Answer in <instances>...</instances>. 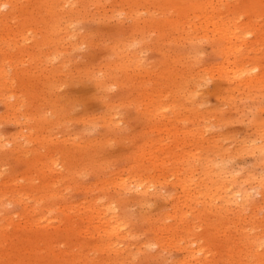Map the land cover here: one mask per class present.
I'll list each match as a JSON object with an SVG mask.
<instances>
[{"label": "rangeland", "instance_id": "rangeland-1", "mask_svg": "<svg viewBox=\"0 0 264 264\" xmlns=\"http://www.w3.org/2000/svg\"><path fill=\"white\" fill-rule=\"evenodd\" d=\"M191 1L195 5L199 0L96 1L101 3H95L94 0H0L2 14L12 10L8 14L10 19L6 21L7 25L4 24V27L0 24V52H7L15 58L14 65L13 62L9 64L6 61L5 64L10 67L7 64L4 67L11 78H15L11 80V85L0 88V135L4 141V145H0V192L4 191L6 185L9 186L6 190L10 191L2 199L4 203L0 204V225L7 226L3 238H0V264H10V261L13 264H33L32 261L37 264H64L61 250H67L73 245L77 250L83 245L85 249L80 251L83 250L84 253L79 252L78 256L91 258L89 261L87 258L86 264H100L106 258L107 261H115L114 253H99L101 239L99 241L97 234H92L93 237L90 233L85 235V231H81L84 225L79 219L92 215L89 209L96 203L95 200L105 203L118 196V191L111 185L115 180L118 181L120 177L127 178V175L129 177L137 166L143 170L142 174L147 173V168H152L149 146L153 143L152 140H156L154 144L159 147L155 152L159 149L162 153H172L174 150L177 157L169 154L167 157L170 158L165 159L164 165H160L163 164L162 160L159 161L157 173L153 175L159 192L151 198L150 204H133L129 200L127 211L129 210L130 215L127 217L131 216L128 220L134 224H130L133 226L131 229L134 242L131 241L132 238L124 242L127 243L126 246L124 244L128 249L126 254L131 253L128 257L126 255L128 260L126 259L125 264H178L187 257V252L179 246V240H171L170 243L172 237L170 232L167 234L168 225L181 228L178 229L177 239L182 236V229L190 228L192 234L188 237L194 239L201 237L200 230H208V233L203 231L205 234L202 235L206 240L203 242H206L208 254H196L197 259L190 264L199 262V259L200 263L206 261V264H225L222 262L230 260H234L235 264H245L250 260L246 254V233H256L259 245L264 248V198L260 194L262 189L257 180L264 175V162L253 151V147L263 143L264 82L250 88L239 86L236 91V85L218 74L216 68L222 65L223 58L211 46V38H201L211 32L212 27L205 33L199 30L201 35L198 37L201 39H188L197 34L187 18V15L196 13V6H192ZM234 1L228 0L229 5H225L226 1L223 2L220 13L226 19L238 17L239 22L237 20L236 23L239 27L243 26V32L246 30L247 39L250 40L248 44L252 46L247 45L244 48L245 54H251L247 69H252L260 60L259 63L264 66V45H260L264 44V0H236V6L231 5ZM4 3L8 5L4 7ZM65 7L67 13L71 11V15L66 13ZM72 10H75L74 15ZM2 14L0 19L4 16ZM174 17L175 20L179 17L177 20L180 22L175 23ZM69 24H72L71 28ZM211 34L212 32L208 37ZM196 51H199V55L195 58L193 55ZM136 62L141 64V69L137 68ZM131 64L136 69H132ZM166 69L167 75L161 73ZM187 88L198 92L199 103L196 109L183 106L182 95L187 94ZM174 97L180 102L183 101L177 116L170 109ZM155 98L158 101L153 100ZM157 102L158 105H163L161 110L160 107L158 109ZM159 114L167 117L160 118ZM199 114L205 117L206 131L202 129L204 122L200 120ZM156 118H159L158 122L155 121ZM146 132L149 135H145ZM190 133L194 135L191 137ZM8 141L12 144H8ZM18 145L20 149L16 147ZM24 147L28 154L23 151ZM142 147L146 148L143 150ZM142 150L145 157L139 158ZM160 154V159L166 157ZM194 154L201 160L223 162L234 173V178L240 183L239 185L237 182V185L252 195L251 204H248L250 206L240 211L234 205L229 206L232 211L227 207L224 214L214 211V206H209L208 201L200 194H196V197L199 195L196 198L192 197L187 188L182 190L178 186L177 178L188 183L192 177L202 186L206 179L199 170L191 174L189 165H184L186 157ZM175 158L183 159L182 162L180 160L182 165L178 169L183 166L186 171L182 168L178 171L177 166L174 167ZM190 159L188 160L191 162ZM168 163L175 169L171 170ZM159 165L169 168L161 169ZM194 175L197 179H194ZM104 180L107 184L103 183ZM99 188H106L108 191L103 189L107 192H102ZM15 192L21 193V200L25 201L14 202ZM110 195L115 197L109 198ZM41 197L39 205L36 199ZM190 198L194 200L191 199L192 202L189 203ZM183 202L186 204L178 213L182 219L176 218L173 221V210L179 209V204ZM72 205L76 206L75 209ZM64 206L72 207L70 211H66L67 216H75L74 213L81 216L76 218L78 227L77 230L74 229L76 236L70 245L64 244L62 240L60 242L64 243H60V239L57 242L52 239L53 234H57L61 227L56 221L64 217L61 214ZM200 206L208 208L202 211ZM78 209L82 211L78 212ZM184 216H188V219ZM3 217L10 220L5 222ZM43 217L54 223H41ZM70 219L73 218L64 220L67 223ZM159 225L161 231L156 229ZM205 225L208 229H205ZM194 234L196 236H191ZM217 234L221 235L217 237ZM87 236H91V242L87 240ZM228 237L231 238L230 241ZM158 238L162 246H158V241H155ZM49 245L54 249L51 247L50 250ZM165 245L171 247L167 249ZM194 248L198 250L196 245ZM231 248L235 249L233 256L228 253ZM93 249L97 252L93 253ZM97 254L99 257L96 258ZM89 255L94 256L93 260ZM203 256L204 260L201 259ZM83 257L79 261L81 264L84 262ZM72 263L77 264L76 259Z\"/></svg>", "mask_w": 264, "mask_h": 264}, {"label": "bare ground", "instance_id": "bare-ground-1", "mask_svg": "<svg viewBox=\"0 0 264 264\" xmlns=\"http://www.w3.org/2000/svg\"><path fill=\"white\" fill-rule=\"evenodd\" d=\"M63 1V0H62ZM93 1V0H92ZM95 1V3H101V2H96L97 0H94ZM169 1V0H168ZM226 1V2H225ZM228 0H199L198 2H197V4H192V1H191V5L193 6H196V13H194L193 15L191 14V15H187V18H188V23L192 26V28L193 29H195V31L197 32V34L194 36V37H191V38H188V39H190V40H199V39H201V38H205V37H207V39L206 40H208V38H211V46L213 47V49L215 50V52H217L218 54L217 55H219V56H221L222 58H223V62H222V65L220 66V67H218V68H216L217 70L216 71H218L219 73L218 74H220L222 77H224V78H226V80L229 82V83H231V84H233V85H236L235 86V89H236V91L238 90V88H239V86H241L242 88H250V87H254L255 85H260V84H262L263 82H264V66H261V64L259 63V62H261V60L260 61H256V58H255V61L257 62V65L255 66L254 65V67L252 68V66H250L252 69H247V64L249 63V60H250V57H251V54L248 56V54H245V51H244V48H246L247 47V45L248 46H250V44H248L249 43V41L250 40H248L247 39V33H246V30L243 32L242 30H244V29H241V27L243 28V26H241L240 25V27L238 26V24L236 23V21L239 19L238 17H232L231 19H226L225 17H222V14L220 13V12H222V9H221V7L224 5V3L223 2H225V5H229V2H227ZM257 1V0H256ZM259 2V1H258ZM257 2V3H258ZM60 3V2H59ZM68 3V2H67ZM72 3V2H71ZM167 3V2H166ZM165 3V4H166ZM231 3V2H230ZM69 4H70V2H69ZM94 4V3H93ZM258 4H260V3H258ZM8 5V3H4L3 4V6L4 7H6ZM12 5V4H11ZM58 5V4H57ZM72 5H74V3H72ZM231 5H237V1L235 0L234 2H232V4ZM230 5V6H231ZM1 6V5H0ZM70 6H71V4H70ZM69 6V7H70ZM12 7V6H11ZM123 7V6H122ZM192 8H194V7H192ZM260 8V10H262V7H259ZM0 9H2V8H0ZM71 9V8H70ZM70 9H69V11H70ZM73 9V8H72ZM184 9V8H183ZM123 10V9H122ZM122 10H121V12H122ZM181 10H182V8H181ZM187 10V9H186ZM189 10H191L192 11V9H189ZM188 10V11H189ZM65 11H66V7H65ZM75 12V10H72V14ZM10 12H12V10H8L7 11V14L5 13V15L4 14H2L1 13V11H0V15L2 14V15H4L3 16V18L2 19H0V24L2 23V25L4 26V24H6L7 25V22L6 21H9L8 19H10L9 17H8V14L10 13ZM68 11H66V13H67ZM124 12V11H123ZM167 12V11H166ZM169 12V11H168ZM137 13V12H136ZM189 13H190V11H189ZM67 14H70L71 15V11H70V13H67ZM75 14V13H74ZM73 14V15H74ZM168 13H166V15H167ZM137 15V14H136ZM69 16V15H68ZM165 16V15H164ZM170 16V15H169ZM1 17V16H0ZM166 17V16H165ZM171 17V16H170ZM181 17H183V16H181ZM66 18H67V16H66ZM69 18H70V16H69ZM172 18V17H171ZM170 18V19H171ZM177 18H179V17H177ZM177 18H176V20H175V17H174V20L176 21H174L175 23H179L180 21H178L177 20ZM73 19V18H72ZM166 19H167V17H166ZM169 19V18H168ZM252 19V18H251ZM72 22V21H71ZM159 22V21H158ZM161 22H162V20H161ZM165 22V21H164ZM197 22H199V23H197ZM237 22H239V20L237 21ZM253 22V21H252ZM75 23V22H74ZM255 23V22H254ZM253 23V24H254ZM240 24V23H239ZM68 25V24H67ZM70 25V24H69ZM250 25V24H249ZM256 25V24H255ZM71 26H72V24L70 25V28H71ZM162 26V25H161ZM5 27V26H4ZM210 27H212V29H210ZM249 27H251V26H249ZM259 27H261V26H259ZM2 28V27H1ZM69 27H68V29H70ZM257 28V27H256ZM264 28V27H263ZM262 28V29H263ZM201 29V30H200ZM210 29V31L212 32V34H211V37H208V34L209 33H211V32H208L206 35H202L201 36V38H199L200 37V35H201V33H198V32H207L208 30ZM65 30V29H64ZM63 30V31H64ZM71 30V29H70ZM161 30V29H160ZM200 30V31H199ZM61 31V30H60ZM162 31H164V30H162ZM253 31V30H252ZM262 31V30H261ZM62 32V31H61ZM69 32V31H68ZM249 32H250V30H249ZM248 32V33H249ZM245 33V34H244ZM70 34V33H69ZM250 34V33H249ZM253 34V33H252ZM198 35H199V37H198ZM1 36V35H0ZM77 36V35H76ZM249 36V35H248ZM250 37V36H249ZM1 38H2V36H1ZM27 39V38H26ZM202 40H204V39H202ZM201 40V41H202ZM258 40V39H257ZM175 41V40H174ZM258 42H259V40H258ZM0 43H1V46H2V42H1V40H0ZM256 43H257V41H256ZM260 43H262V42H260ZM258 44V43H257ZM4 45V44H3ZM260 45H264V44H260ZM259 45V46H260ZM255 46V45H254ZM258 46V45H257ZM256 46V47H257ZM250 47H252V46H250ZM5 48V47H4ZM254 49H255V47H253ZM257 48H259V47H257ZM262 47L260 46V49H261ZM247 49H249V48H247ZM246 49V50H247ZM1 50V49H0ZM249 50H251V49H249ZM253 51V50H252ZM255 52H256V50H254ZM253 51V52H254ZM257 51H258V49H257ZM260 51V50H259ZM248 52V51H247ZM246 52V53H247ZM1 54L0 55H2V57L0 58V62L2 63L1 65H0V76L2 77V81H0V83L2 84H0V88L3 86V85H8V84H10L11 85V80L13 81L14 80V78L15 77H12L11 78V76L8 74V71L7 70H5V66H7L6 64H5V62L7 61L9 64L10 63H12L13 65H14V62H15V58H14V55H12V54H8L7 52H4V51H2V52H0ZM5 53H7V54H5ZM198 55H199V51H196L195 53H194V55H193V57H198ZM190 56V55H189ZM189 56H187V57H189ZM132 57V56H131ZM134 57V56H133ZM220 57V58H221ZM53 60V59H52ZM3 61H4V63H3ZM251 61V60H250ZM131 62V61H130ZM130 62H129V67H130ZM50 63H52V61H50ZM126 64V63H125ZM127 64H128V61H127ZM59 65V64H58ZM132 65V64H131ZM136 65H137V68L138 67H140V65L136 62ZM57 66V65H56ZM60 66V65H59ZM61 66H63V63H62V65ZM64 66H65V64H64ZM119 66H121V65H119ZM122 66H124V64L122 65ZM128 66V65H127ZM143 66V65H142ZM8 67H10V65H8ZM131 67H133V65L131 66ZM14 68V67H13ZM13 68H11V69H13ZM56 68H58V67H56ZM135 67H133L132 69H134ZM249 68V67H248ZM10 69V68H9ZM10 69V70H11ZM136 69V68H135ZM139 69V68H138ZM137 69V70H138ZM140 69H141V67H140ZM123 70V69H122ZM131 70V69H130ZM211 70H214V69H211ZM124 71V70H123ZM133 71V70H132ZM165 72H161V73H166V71H167V69L166 70H164ZM123 73V72H122ZM166 75H167V73H166ZM254 75V76H253ZM160 76H162V77H164L163 75H160ZM102 80V79H101ZM13 83V82H12ZM263 86V85H262ZM185 87H188V86H186L185 85ZM182 90H184V88L182 89ZM186 91H187V94H183L182 96H183V106L184 107H189L190 109L191 108H193V109H196L197 107H198V100H197V98L199 97L197 94H198V92L197 91H191L189 88H187L186 89ZM185 92V91H184ZM147 94V93H146ZM153 95H155V94H152V96ZM158 95V94H157ZM156 95V96H157ZM153 98V97H152ZM152 98H150V99H152ZM161 98V97H160ZM150 99H149V101H150ZM174 99L175 100H173L174 102H171V103H173L171 106V110L173 111V115H175V116H177L178 115V113H179V111H180V106H182V102H180V101H178L177 99H176V97H174ZM153 100H156V101H158L156 98L155 99H153ZM148 101V100H147ZM152 102V101H151ZM160 102V101H159ZM164 102V101H163ZM151 104V103H150ZM165 104V103H164ZM152 105V104H151ZM155 105H156V102H155ZM155 105H154V108H155ZM157 105H158V102H157ZM169 106V105H168ZM152 107V106H151ZM159 107H160V110L162 109L161 107H163V105H158V109H159ZM182 108V107H181ZM188 108V109H189ZM13 108L11 107V110H12ZM157 108H156V110H158ZM165 109H167V106H166V108ZM186 109V108H185ZM159 110V111H160ZM164 111V110H163ZM186 111H188V110H186ZM155 112V111H154ZM167 112V111H166ZM150 113V112H149ZM161 113V112H160ZM160 115V114H159ZM163 115V114H162ZM172 115V116H173ZM200 115V114H199ZM164 116V118H166L165 117V115H163ZM162 116V117H163ZM111 117H113V116H111ZM157 117V116H156ZM161 117V115H160V118H162ZM169 118H170V116H168ZM199 118H200V120L201 121H203L204 122V124L203 123H201V124H203V128L202 129H204L205 131H206V128H207V125L205 124L206 122L204 121V119H205V117H204V115L202 114V115H200L199 116ZM155 119V118H154ZM157 119H159V118H156V120L155 121H157ZM168 119V118H167ZM169 120H171V119H169ZM199 120V119H198ZM114 121V120H113ZM115 122H116V120H115ZM158 122V121H157ZM167 122V121H166ZM110 123H111V120H110ZM197 123H199V122H197ZM117 124V123H116ZM200 124V123H199ZM200 124V125H201ZM198 128H200V127H198ZM199 131V130H198ZM197 131V132H198ZM203 131V130H202ZM205 131H204V133H205ZM152 132V131H151ZM196 132V133H197ZM201 132V131H200ZM147 134H145V135H149L148 134V132H146ZM193 133V132H192ZM151 134V133H150ZM188 134H189V132H188ZM197 134H199V133H197ZM145 135H144V137H145ZM192 135H194V134H191L190 133V136L192 137ZM197 136V135H196ZM198 136H200V135H198ZM202 136V135H201ZM144 137H142V139L144 138ZM151 137V136H150ZM145 138H148V136L147 137H145ZM143 139V140H147V139ZM169 138V137H168ZM160 139V138H159ZM163 139V138H162ZM174 139H175V137H174ZM177 139V138H176ZM196 139H198V138H196ZM262 141H263V143L262 144H260V145H258V146H255V147H253L254 149H253V151L255 152V153H257L258 155H259V157H260V159H261V161L262 162H264V134L262 135ZM148 140H149V138H148ZM147 140V141H148ZM155 140V139H154ZM146 141V142H147ZM151 141V140H150ZM149 141V142H150ZM158 141H160V140H158ZM2 142H4V141H2V139H1V135H0V145H2L3 143ZM9 142V141H8ZM151 142H153V143H151ZM150 143H151V145L149 144V146H150V158H152L151 160H153V163L151 164L152 166V168L151 169H149V168H147V173L146 174H142V172H143V170H141L138 166V168L137 167H135L136 169H133V171H132V174H130V176L128 177V175L126 176L127 178H123L122 179V177H120V179L118 180V181H112L113 183L111 184L112 186H113V189L115 190H117L118 191V196L117 197H115L114 195V197L115 198H113V200H112V198L109 200L108 198V200L105 202V203H103V202H97V200H99V199H97V200H95V202L96 203H94L92 206H91V208L89 209V210H91L92 212H91V216H89V217H87V218H80L81 216L79 215L78 216V214L76 215V213H74L75 214V216L73 215H68L67 216V213H66V211L67 210H71L72 209V207L70 206V207H66V206H64L63 207V209H62V211H61V214H63L64 215V217L63 218H59L58 219V217H56V219H58V221H56V222H58V224H60V226L62 227H60L59 228V230H58V232H57V234H53V238L51 237L52 235L51 234H49L50 236L49 237H51L52 239H54L53 241L54 242H57L58 241V239H60L59 240V242L62 240V241H64V242H60V243H64V244H69V243H72L73 242V237L74 236H76L75 235V230L74 229H76L77 230V227H78V225H77V220L78 219H76V218H80L79 219V221L80 222H82L83 223V225H84V227H83V229L81 230V231H83V233H84V231H85V235H86V233H90L91 234V236L93 237V235L92 234H97L98 236H99V241H100V239H101V244H100V249H98V250H100V252L99 253H101L102 251L103 252H105V253H114L115 255H116V260L114 261L113 259L112 260H106V259H104L103 261L105 262V260L107 261V262H105V264H125L124 262L126 261V259L128 260V256L129 255H131V253L128 255V253L126 254V251H128V249L127 248H125L124 247V242L125 241H128V240H130L131 238H132V240L131 241H133V237H132V235H133V231H132V229H131V227H133V226H131V225H134L133 223H131V221L130 220H128V219H131L130 217L131 216H128L127 217V215H130L129 214V210L127 211V208L129 207V200L131 199V203H132V201H133V204H140V205H148V204H150V202H151V198H153V196L156 194V193H158L159 191L157 190V188H156V185H157V183L154 181V174H155V172L157 173V170H158V163H159V161L161 162V160H162V162H163V164H160V165H164V162H165V159L166 158H170V157H167L169 154L170 155H172V157H174L173 156V154H175V152H174V150H173V152L171 153V151L168 153V151H166L167 153H162V151L161 150H159V152H158V150L155 152V150H156V148L158 147H156V143L154 144V142H156V140L155 141H151ZM163 142V141H162ZM170 142V141H169ZM2 143V144H1ZM157 143H159V142H157ZM8 144H12V142H9ZM18 144H20V143H18ZM25 144V143H24ZM4 145V144H3ZM17 145V144H16ZM29 146H30V144H28ZM160 145V144H159ZM162 145V144H161ZM21 146V145H20ZM17 148L19 147V145L18 146H16ZM16 147H15V149H16ZM161 147V146H160ZM21 147H19V149H20ZM25 148V147H24ZM26 148H27V146H26ZM26 148L25 149H23V151L25 150L26 151ZM143 148V147H142ZM144 148H146V147H144ZM144 148H143V150H144ZM148 148V147H147ZM159 148V147H158ZM32 149H34L33 147L31 148V152L33 151ZM162 149V148H161ZM168 149V148H167ZM17 150V149H16ZM143 150L141 151V154H142V152H143ZM148 150V149H147ZM20 151V150H19ZM24 151V152H25ZM161 151V152H160ZM148 152V151H147ZM26 153H27V151H26ZM30 153V152H29ZM33 153V152H32ZM160 153H162V155H165L166 157H163ZM28 154V153H27ZM27 154H25V155H27ZM144 154H145V152L142 154V155H140L139 156V158H143V157H145L144 156ZM148 154V153H147ZM159 154L163 157V158H161L160 159V156H159ZM149 155V154H148ZM177 155H180V154H177ZM186 155V154H185ZM188 155V154H187ZM175 157H177L176 156V154H175ZM147 158H149V157H147ZM191 158V159H190ZM185 159V158H184ZM188 159H190L191 160V162L188 160ZM136 160V159H135ZM150 160V161H151ZM172 160V159H171ZM180 160H181V162H182V158L180 159V158H175V160H174V163L176 162V164L174 165L172 162H171V164H173L174 165V167L175 166H177V170L178 171H180V169L183 167H180V169H178V166H180V165H182V163H180ZM137 161H139V160H137ZM136 161V162H137ZM142 160L140 159V162H141ZM167 161H168V159H167ZM188 161L190 162L189 164H188ZM135 162V163H136ZM140 162H138V165H140L139 163ZM145 162H146V160H145ZM169 162V161H168ZM45 163V162H44ZM149 161H148V165H149ZM167 163V162H166ZM184 163V162H183ZM142 164V163H141ZM169 164V163H168ZM186 164L187 165H189L188 166V168H189V170H190V172H191V174L193 173V172H195V171H198V172H200V174L202 173V175L204 176V177H206V179H204V182H202L203 183V186L202 185H200L199 184V182H196L195 180H193L192 179V177L190 178V180H189V182L187 183V181L186 182H182L181 181V179L180 178H177L176 180H178L179 179V182L177 181V183H178V186L180 185L182 188V190L184 189H188L189 190V192L191 193V195H192V197L194 196V197H196V194H200L201 196H203L202 198L204 199V200H207L208 201V203H209V206L211 205V206H214L213 208H215V210L214 211H219V212H221V213H223L224 212V210H226V209H228L227 207H229V206H235V207H237V208H239L238 209V211H240V209H246V208H248L249 206H248V204L250 203V201H251V197H252V195L250 194V193H248V192H246V191H244L243 190V188L241 187V186H238L237 185V180H236V177L234 178V173H231L230 172V170L226 167V165L223 163V162H218L217 163V161L216 160H211V159H209V160H207V159H204V160H201L198 156H197V154L195 155H191V156H187L186 157V160H185V166H186ZM137 165V163L136 164H134V166H136ZM160 165H159V167H160ZM170 165V164H169ZM42 166V165H41ZM145 165H142V167H144ZM46 167V166H45ZM161 167H164V166H161ZM160 167V168H161ZM166 167H168V166H165L164 168H166ZM169 167H171V165L169 166ZM168 167V168H169ZM173 167V168H174ZM131 169L133 168L132 166L130 167ZM172 168V167H171ZM170 168V169H171ZM173 168L171 169V170H173ZM42 169V168H41ZM130 169V170H131ZM161 169H163V168H161ZM175 169V168H174ZM184 171H186L184 168H182ZM186 169H187V167H186ZM43 170V169H42ZM160 170V169H159ZM142 171V172H141ZM176 171V170H175ZM178 171H176V172H178ZM188 171V170H187ZM181 172L183 173V171L181 170ZM181 172H179L180 174H181ZM198 172H196L197 173V175H198ZM129 173H130V171H129ZM189 173V172H188ZM205 175H204V174ZM159 174V173H158ZM158 174H156V175H158ZM154 175V176H153ZM183 175V174H182ZM181 175V176H182ZM188 175V174H187ZM196 175V176H197ZM180 176V175H179ZM236 176V175H235ZM118 177V176H117ZM118 177V178H119ZM184 177H186V176H184ZM194 177H195V175H194ZM203 177V178H204ZM238 177V176H237ZM201 178V177H200ZM115 179V178H114ZM189 179V178H188ZM194 179H197L196 177L194 178ZM111 180H113V179H111ZM182 180H184V178L182 177ZM198 180H199V178H198ZM203 180V179H202ZM248 180V179H247ZM255 180V179H254ZM257 180H259V186H260V188L262 189V192L260 193L262 196H263V198H264V175H261V177H259V179L257 178ZM257 180H256V182H257ZM185 181V180H184ZM111 182V181H110ZM104 184L106 183L107 184V182H105V180H104V182H103ZM102 182H101V184H103ZM101 184H100V186H101ZM238 184L240 185V183L238 182ZM109 185L110 184H108L107 185V187H109ZM186 185V186H185ZM105 186V185H104ZM112 186H110L111 188H112ZM106 187V186H105ZM106 187V188H107ZM189 187H191V189L189 188ZM7 188H9V186L8 185H6L5 187H4V191L2 190L1 192H0V204L1 203H4V201L2 200L3 198H5V197H7V195L10 193V191H8V190H6ZM106 188H102V190L103 189H105V190H107ZM201 188H203V190H201ZM97 189V188H96ZM100 190H101V188H99ZM99 189H98V192H99ZM101 190V191H102ZM108 191V190H107ZM107 191H102V192H107ZM186 192V191H185ZM184 193V192H183ZM187 194H189V193H187ZM186 195V194H185ZM190 195V194H189ZM189 195H187V198H189ZM112 195H110L109 196V198L111 197ZM112 196V197H113ZM199 196V195H198ZM197 196V197H198ZM196 197V198H197ZM23 198V195L21 194V193H19V192H15V194H13V201L14 202H19V201H22L21 199ZM165 198V197H164ZM183 198H186V196L185 197H183ZM195 198V199H196ZM201 198V197H200ZM41 199H42V197L41 198H37L36 199V203L37 204H39L40 205V202H41ZM192 198H190V199H188L189 201V203H190V201L192 202V200H194V199H192ZM181 200V199H180ZM202 200V199H201ZM23 201H25V199L23 200ZM22 201V202H23ZM94 201V200H93ZM100 201V200H99ZM203 201V200H202ZM181 202V201H180ZM185 202H187V199L185 200ZM205 202V201H204ZM203 202V204H205ZM92 203V202H91ZM91 203H90V205H91ZM199 203V202H198ZM197 203V205H199ZM80 204V203H79ZM86 204H89V203H86ZM185 204L186 203H181V204H179V206H180V208L179 209H176L175 208V210H173V212H174V216L175 217H173V221L176 219V218H181V216H178V213H179V211L185 206ZM194 204H195V202H194ZM194 204H192V205H194ZM207 204V203H206ZM205 204V205H206ZM251 204V203H250ZM83 205V204H82ZM200 205H201V203H200ZM73 207H74V209H75V205H72ZM80 206V205H79ZM85 206V205H84ZM84 206H82V207H84ZM178 206V205H177ZM188 206V205H187ZM186 206V207H187ZM190 206V205H189ZM233 206V207H234ZM90 206L88 205V208H89ZM198 207V206H197ZM201 207V206H200ZM199 207V208H200ZM85 208V207H84ZM88 208L86 207V209H87V212H88ZM174 208V207H173ZM202 208V207H201ZM208 208V207H207ZM207 208L205 207V209H204V207L202 208V211H203V209H204V211L205 210H207ZM209 208H211V207H209ZM231 207H229V209H230ZM80 209V208H79ZM78 209V210H79ZM186 209V208H185ZM192 209V208H191ZM217 209V210H216ZM209 210V209H208ZM231 210V209H230ZM229 210V211H230ZM82 211V210H81ZM80 210L78 211V212H81ZM201 211V210H200ZM199 211V212H200ZM209 211H212L211 209L209 210ZM232 211V210H231ZM230 211V212H231ZM84 212V211H83ZM87 212H86V214L85 215H87ZM181 212V211H180ZM208 212V211H207ZM226 212H227V210H226ZM226 212H224V214L226 213ZM88 213H90V212H88ZM131 213V212H130ZM242 213V212H241ZM94 214L96 215V216H94ZM181 214V213H180ZM218 214V213H217ZM185 215V214H184ZM228 215V214H227ZM67 216V217H66ZM136 215H134V213H133V217H135ZM167 216V215H166ZM221 216V215H220ZM239 214H238V216H237V218H239ZM242 216V215H241ZM68 217H72L73 219H70L69 220V222H65V218H68ZM84 217V216H83ZM146 217H148V216H146ZM183 217V216H182ZM184 217H186V216H184ZM188 217V216H187ZM186 217V218H187ZM195 217V216H194ZM219 217V216H218ZM46 218V219H45ZM43 217L41 220V223H43V222H49L50 224H53L54 222H50V220L47 218V217ZM74 218L76 219V220H74ZM168 219H171L172 220V218H170V217H167ZM133 219V218H132ZM161 219H163V218H161ZM182 219V218H181ZM184 219V218H183ZM188 219V218H187ZM186 219V220H187ZM190 219V218H189ZM203 219H205V218H203ZM224 219L225 218H223V221H224ZM241 219V218H240ZM3 220L5 221V222H8L10 219L9 218H5V217H3ZM135 220V219H134ZM165 220H166V217H165ZM244 220V219H243ZM129 221H130V223H129ZM146 221H147V219H146ZM183 221V220H182ZM199 221V220H198ZM223 221H221L220 220V222H222V224H223ZM241 221H242V219H241ZM79 222V223H80ZM96 222V223H95ZM161 222H163V220H161ZM178 222H180V220H178ZM178 222H177V224H178ZM189 222V221H188ZM191 222V221H190ZM218 222V221H217ZM41 223H37L38 225H40ZM138 223H140V222H138ZM173 223V222H172ZM200 223V222H199ZM9 224V223H8ZM131 224V225H130ZM162 224H164V223H162ZM174 224H176V221H175V223ZM193 224V223H192ZM198 224V223H197ZM204 224H205V221H204ZM203 224V225H204ZM77 225V226H76ZM167 225V224H166ZM200 225V224H199ZM215 225H218V224H215ZM80 226V225H79ZM81 226H82V224H81ZM174 225H168V226H166L168 229H167V231L164 229L163 231H165V234H166V232H167V234L170 232V237H172L171 239H170V243H171V240H173L174 242L175 241H178V243L180 244H178L179 246H181V247H183V250L185 251V252H187V254H188V256L187 257H185L181 262H179L178 264H190L193 260H195V259H197L196 257V254H199L200 256H201V254H208V251H207V249H206V247H205V243L206 242H203V241H206L203 237H202V235L203 234H205L207 231L206 230H204V229H202L203 231H205V233H203V231L201 232V230H200V235H201V237H198V238H196V239H194V238H190V237H188L190 234H192V232L190 231V228H186V226H185V228L187 229H185V230H183L182 229V231H184L183 233H181L182 234V236L179 238V239H177V234L179 233V230L178 229H180L181 230V228H177V227H173ZM178 226V225H177ZM187 226H189V224L187 225ZM200 226H202V224L200 225ZM206 226V225H205ZM159 227V228H158ZM158 227H156V229H160V225L158 226ZM164 228H165V225L163 226ZM162 227V228H163ZM183 227V226H182ZM190 227V226H189ZM196 227V226H195ZM204 227V226H203ZM212 227H214V225H212ZM217 227V226H216ZM193 228V226L191 227V229ZM199 228V227H198ZM202 228V227H201ZM207 228V226L205 227V229ZM211 228V227H210ZM226 228V227H225ZM6 229H7V226H3V225H0V238H3V236H4V233H5V231H6ZM194 229V228H193ZM192 229V230H193ZM208 229V228H207ZM212 229V228H211ZM218 229V228H217ZM227 229V228H226ZM79 230V229H78ZM162 229H160V231H161ZM189 230V231H188ZM216 230V229H215ZM80 231V230H79ZM78 231V232H79ZM80 231V232H81ZM153 231V230H152ZM224 231V230H223ZM222 231V232H223ZM227 231V230H226ZM79 232V233H80ZM155 232V231H154ZM157 232H158V230H157ZM181 232V231H180ZM219 232V231H218ZM82 233V234H83ZM160 233V232H159ZM163 232H161V234H162ZM195 233H197L196 231H195ZM208 233V232H207ZM210 233V232H209ZM214 233V232H213ZM212 233V234H213ZM155 234H157V233H155ZM199 234V233H198ZM197 234V235H198ZM160 235V234H159ZM163 235V234H162ZM219 235H221V234H217L216 236L218 237ZM80 236H81V234H80ZM79 236V237H80ZM90 236V237H91ZM156 236H158V235H156ZM191 236H196V234H194V235H191ZM208 236V235H207ZM213 236V235H212ZM226 236H228V235H226ZM88 237V236H87ZM86 237V238H87ZM90 237H88V239L87 240H90V242H91V239H89ZM161 237V236H160ZM167 237V236H166ZM165 237V238H166ZM176 237V238H175ZM216 237V238H217ZM34 237H31V239H33ZM81 238V237H80ZM157 238V237H156ZM206 238V237H205ZM257 234L256 233H252V234H248V233H246V239L248 240L247 241V243H246V245H247V247H246V254H247V257H249L250 258V260L249 261H247L245 264H264V248H261V245H259V241H257ZM85 239V238H84ZM84 239H80V240H84ZM95 239V238H94ZM96 239H97V237H96ZM159 240H157V239H155V241L157 242V244H159L158 246H162V244H160V238H158ZM175 239H177V240H175ZM219 239V238H218ZM225 239H227V238H224V240ZM230 239L231 238H229L228 237V240L230 241ZM51 240V239H50ZM216 239H214V241H215ZM223 240V241H224ZM33 241V240H32ZM94 241V240H93ZM92 241V242H93ZM96 241V240H95ZM163 241V240H162ZM165 241V240H164ZM169 241V240H168ZM172 241V242H173ZM218 243H221L220 242V240L218 241V240H216ZM222 241V242H223ZM50 242H52V241H50ZM75 242V241H74ZM86 242V241H85ZM134 242V241H133ZM208 242V241H207ZM227 242V241H226ZM226 242L224 243V244H226ZM81 243V242H80ZM89 243V242H88ZM94 243V242H93ZM98 243V242H97ZM100 243V242H99ZM98 243V244H99ZM129 243V242H128ZM168 243V242H167ZM167 243H166V245H167ZM182 243H184L183 244V246H182ZM49 244V243H48ZM90 245L92 244V243H89ZM130 244V243H129ZM135 244V243H134ZM133 244V245H134ZM156 244V245H157ZM165 244V243H164ZM177 244V243H176ZM45 245V244H44ZM56 245V244H55ZM59 245V244H58ZM70 245V244H69ZM94 245V244H93ZM92 245V246H93ZM127 245V243L125 244V246ZM132 245V244H131ZM130 245V248L132 247ZM165 245V246H166ZM197 246L198 247V250H195V248H194V246ZM57 246V245H56ZM60 246H61V244H60ZM75 245H73L72 247H70V248H68L67 250H61L62 252H61V257L64 259V261H63V263L64 264H75V263H72V261H74L75 259H76V262H77V264H81V262H79V261H81V259L80 258H82V257H80L79 258V256H78V253L80 252V254H82V251H80V249H82L83 248V245H80V248L77 250V248H76V246L74 247ZM87 246H88V244H87ZM91 246V250H92V247ZM129 246V245H128ZM137 246V245H136ZM141 246H143V244L141 245ZM146 246V245H145ZM145 246H144V248H145ZM148 246V245H147ZM174 246H177V245H174ZM179 246H177V247H179ZM52 245H49V249L51 250L52 248ZM74 247V248H73ZM77 247H79V246H77ZM135 247V246H134ZM167 247V246H166ZM166 247H165V249H166ZM169 247H171V245L169 246ZM169 247H167V249L169 248ZM229 247V246H228ZM57 248H58V246H57ZM60 248V247H59ZM76 248V250H74ZM88 248H89V246H88ZM88 248H87V250H88ZM96 250H97V248L98 247H96V245H95V247H94ZM138 247H136V249H137ZM162 248V247H161ZM54 249V248H53ZM63 249H64V246H63ZM83 249H85V248H83ZM95 249H93L94 251H93V253L95 252ZM139 249V248H138ZM177 249V248H176ZM180 249H182V248H180ZM197 249V248H196ZM91 250H90V252H91ZM183 250H181V251H183ZM64 251V252H63ZM183 251V252H184ZM60 252V251H59ZM89 252V253H90ZM97 252V251H96ZM95 252V253H96ZM131 252V251H130ZM235 252V249L234 248H231L229 251H228V253H230V255L231 256H233V253ZM83 253H84V251H83ZM87 253H88V251H87ZM239 253H240V251H239ZM50 254V253H49ZM186 254V253H185ZM100 255V254H99ZM106 255H108V254H106ZM126 255H127V257H126ZM135 255V254H134ZM205 255V256H206ZM241 255V254H240ZM90 257H92V260H93V258H94V256H92V255H89ZM101 256V255H100ZM103 256V255H102ZM114 256V255H113ZM205 256H203V258H201V259H205ZM216 256V255H215ZM97 257H99L98 256V254L96 255V258ZM86 258V259H85ZM87 258L88 257H83V264H86L85 263V261H87ZM109 258V257H108ZM110 258H112V256L110 257ZM131 258H132V256H131ZM89 259H91V258H88V261H89ZM100 259L102 260V257H100ZM33 260V259H32ZM96 261H97V259H95ZM206 260H207V257H206ZM98 261H100V260H98ZM97 261V262H98ZM103 261H101L102 263H103ZM197 261V260H196ZM33 262V264H37V263H35L34 261H32ZM95 262V261H94ZM100 262V264H102ZM195 262V261H194ZM204 263H200V259H199V262L197 261V263H195V264H206L205 262L206 261H203ZM207 262H208V260H207ZM216 262V261H215ZM10 264H13L11 261L9 262ZM96 263V262H95ZM222 263H225V264H235V262H234V260H230V261H228V262H222ZM3 264V263H2ZM87 264H90L89 262H87ZM94 264V263H93ZM98 264V263H97ZM208 264V263H207ZM213 264V263H212ZM215 264H217V262L215 263ZM244 264V263H243Z\"/></svg>", "mask_w": 264, "mask_h": 264}]
</instances>
